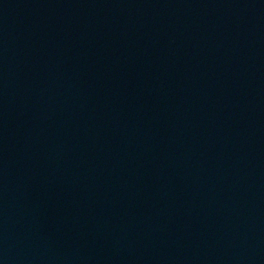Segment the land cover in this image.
<instances>
[{
	"label": "water",
	"instance_id": "obj_1",
	"mask_svg": "<svg viewBox=\"0 0 264 264\" xmlns=\"http://www.w3.org/2000/svg\"><path fill=\"white\" fill-rule=\"evenodd\" d=\"M0 264H264V0H0Z\"/></svg>",
	"mask_w": 264,
	"mask_h": 264
}]
</instances>
